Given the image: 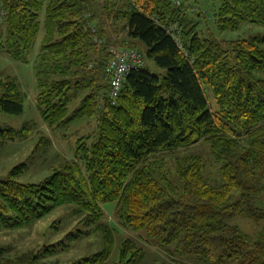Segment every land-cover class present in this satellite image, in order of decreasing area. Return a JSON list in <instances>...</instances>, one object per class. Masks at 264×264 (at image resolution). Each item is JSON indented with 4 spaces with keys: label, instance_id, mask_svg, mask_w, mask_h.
Segmentation results:
<instances>
[{
    "label": "trees",
    "instance_id": "trees-1",
    "mask_svg": "<svg viewBox=\"0 0 264 264\" xmlns=\"http://www.w3.org/2000/svg\"><path fill=\"white\" fill-rule=\"evenodd\" d=\"M219 33L243 23L264 26V0H207ZM199 0H6L0 52L27 62L42 33L33 71L41 120L61 128L81 118L96 121V134L76 141L73 158L37 183L16 180L22 162L0 178V229L20 228L56 207L72 204L101 233V250L65 264H107L114 231L103 221V203L115 202L121 223L144 231L157 245L201 264H264V231L255 237L231 221H264L257 199L264 191V36L217 38L208 33ZM85 10L96 26L87 27ZM205 11V12H204ZM107 22L110 25L107 26ZM145 58L166 70L159 76ZM110 44L137 51L143 66L130 69L118 97L107 96L105 63ZM84 92L69 113L72 99ZM24 95L16 80L0 78V111L20 114ZM31 125L0 128V142L24 140ZM200 140L219 163L220 184L205 181L198 154L181 158L176 181L147 159ZM236 195V196H235ZM54 246L8 255L0 264H54L44 257ZM120 259L143 258L131 239Z\"/></svg>",
    "mask_w": 264,
    "mask_h": 264
},
{
    "label": "rangeland",
    "instance_id": "rangeland-1",
    "mask_svg": "<svg viewBox=\"0 0 264 264\" xmlns=\"http://www.w3.org/2000/svg\"><path fill=\"white\" fill-rule=\"evenodd\" d=\"M197 6L201 10H207L208 14H205L207 21L202 20L201 24L206 26L208 33L217 38L236 39L256 34L264 36V26L254 23H243L237 30L219 33L213 20L215 10L213 3L199 0ZM41 39L42 33L39 32L27 62L12 59L6 53L0 52V78L8 76L16 80L24 95L23 111L20 114L0 111V128L20 129L25 123L31 125L30 133L24 140L0 142V178L5 177L13 166L24 162L27 165L26 169L16 177L17 181L23 183L42 181L52 172L53 167L73 158L76 141L80 137L88 136L89 140H86V143H90L96 134V121L93 118L77 119L61 128H51L41 120L35 104L36 84L33 71ZM135 44L150 71L159 76L165 75L164 68L145 58L144 45L140 41H135ZM83 95L84 92L72 99L68 106L69 113L77 107ZM191 154H198L204 160L202 175L205 181L213 185L220 184L219 163L214 160L209 143L204 140L172 152L158 153L149 157L147 162L153 165L157 174L160 173L161 167L165 168L169 176L176 181L174 171L177 162ZM257 204L264 208V191L257 199ZM115 205V202L101 205L104 212L103 221L114 231V246L107 264H129L122 261L119 255L122 241L128 238L141 248L143 255L141 260L130 264H201L191 256L173 253L174 245L161 247L155 240L147 239L144 231H133L125 227L116 215ZM75 210L74 205L64 204L27 226L0 229V247L7 248L9 251L7 254L12 256L54 246V250L44 257L45 262L54 264H65L101 250L103 247L101 233L86 225L85 215ZM231 224L251 237L264 231V221L258 223L244 216L234 218Z\"/></svg>",
    "mask_w": 264,
    "mask_h": 264
},
{
    "label": "built area",
    "instance_id": "built-area-1",
    "mask_svg": "<svg viewBox=\"0 0 264 264\" xmlns=\"http://www.w3.org/2000/svg\"><path fill=\"white\" fill-rule=\"evenodd\" d=\"M85 1V0H82ZM175 6L181 5L185 0H171ZM6 0H0V23H3L6 18L5 9ZM85 16L87 17V27L91 31L96 30V26L93 20L90 18V11L85 10ZM110 22H107V26ZM111 58L105 63V73L109 81V89L107 96L112 101L118 97L122 82L130 69L143 66V60L137 51L131 49H119L115 44H110L108 47Z\"/></svg>",
    "mask_w": 264,
    "mask_h": 264
}]
</instances>
